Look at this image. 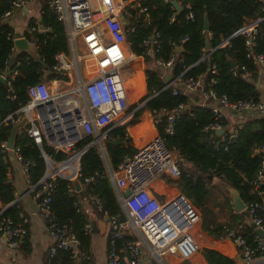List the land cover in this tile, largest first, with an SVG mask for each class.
Returning a JSON list of instances; mask_svg holds the SVG:
<instances>
[{
  "label": "trees",
  "instance_id": "obj_1",
  "mask_svg": "<svg viewBox=\"0 0 264 264\" xmlns=\"http://www.w3.org/2000/svg\"><path fill=\"white\" fill-rule=\"evenodd\" d=\"M51 0H38L41 10L39 25L48 31L39 32L29 37L24 36L35 44V56L20 53L14 57L12 43L7 35H14L10 26L0 22V76H4V83H0V204L9 205L14 200V194L7 182V167L2 156L1 145L6 143L9 132L14 125L4 124L2 121L22 107L26 101V89L36 83L47 81H66L65 75L55 73L53 56L62 52L68 55L65 34L61 23L57 22L49 8ZM183 6L189 5L193 19L184 21V11L174 15L173 22H169L171 11L161 0H147L149 14L138 19L134 32L127 36L129 49L135 56H142L145 64L144 82L151 99L142 106L152 118L160 109L170 113L178 106H182L173 124L171 134L163 131L165 116H159L161 122L154 124L157 135L163 140L164 146L175 153L178 170L177 186L202 216L222 200L229 201V194L224 187L234 190L244 207L259 198L252 190L251 182L258 171L264 174V117L248 116L237 132L236 141L223 150L214 148V134L203 131L204 127L212 123V116L208 108L189 105L187 95L177 93L172 95L169 86L165 89L160 83V72L154 69L155 62H166L170 55L175 56L170 75L175 78L181 74L182 79L195 78L203 75L202 87L214 90L218 95H224L232 102L248 99L258 100L259 95L253 84L244 78L245 72L250 73L251 80L258 76L255 56L264 59V21L257 26V33L253 46L249 50L244 47L243 39L235 37L228 40V46L214 49L207 59L199 62L203 56L204 35L209 33V49L215 48L222 40L230 37L246 19H258L264 16L262 0H179ZM7 10L5 0H0V18ZM206 18L207 31L203 30L202 20ZM153 32L158 35V48L151 57H144L140 43ZM180 40H184L180 44ZM177 46V48H176ZM177 49H180L178 52ZM229 62L234 64L230 66ZM208 63V65H207ZM214 72L211 74L210 69ZM213 80L214 84L210 83ZM153 96V97H152ZM188 106L187 110L184 107ZM148 118L139 122V133L146 136L152 134L148 127ZM225 125V122H222ZM28 126L24 125L14 139V148L18 149V156L27 163L26 177L28 183L36 185L40 180L44 163L42 155L56 162L64 160L69 152L54 151L41 137L39 146L35 145L26 134ZM123 126L116 127L106 133L104 152L111 172L117 170L125 157H131L134 150L130 147L112 146L110 141L123 138ZM93 141L92 136H85L71 146V150L86 148ZM254 151H258L254 154ZM80 176L77 182L83 187L81 194L89 199L95 196L99 199L102 212L107 216L117 215L119 221H125L126 216L116 204L114 193L108 174H106L100 155L96 147H87L79 158ZM84 183L85 180H89ZM37 190V188H36ZM260 190H264L261 187ZM49 212L52 222L57 227H65L66 233L74 228L81 220L82 214L76 202L72 183L57 180L49 195ZM243 218L247 216L244 208L239 212ZM14 224H20L17 209L12 206L3 211ZM204 232L212 237H222V227L211 229L204 222L201 224ZM222 232L219 235L217 232ZM238 235L250 249H255L254 228L248 225ZM135 238L124 235L122 242H130ZM238 255L241 249L236 247ZM205 255L213 264H235L213 251L205 250ZM256 250L254 258L261 255ZM45 264H70V255L65 251H57L48 258Z\"/></svg>",
  "mask_w": 264,
  "mask_h": 264
},
{
  "label": "built area",
  "instance_id": "obj_2",
  "mask_svg": "<svg viewBox=\"0 0 264 264\" xmlns=\"http://www.w3.org/2000/svg\"><path fill=\"white\" fill-rule=\"evenodd\" d=\"M7 10L0 18L1 23H5L11 14L16 10H24L27 16V30L29 37L39 32L48 31V28H41L39 18L41 11L35 16L30 13L29 4L32 0H5ZM147 0H51L49 8L55 20L61 23L69 53L73 56L74 62L84 69L90 80L85 84L80 83L77 90L84 96L87 116L77 115L76 125L80 128L83 136H92L93 141L86 146H94L101 153L102 139L106 138V133L110 130L125 124V112L133 106H143L139 102V95L143 91L142 79L136 75L126 78L128 62L136 57L143 60L142 56H135L128 53L129 43L127 36L134 32L138 19L145 18L149 14V6L145 5ZM264 3V0H262ZM162 4L168 5L171 11L168 21L174 20L175 10L171 2L181 6L184 11V21L189 22L193 19V14L189 5H181L179 0H161ZM264 11V8L261 9ZM264 21V16L258 19H246L245 22L235 30L229 38L222 40L215 48L208 51L203 50V56L199 62L208 58L214 49L228 46V40L241 37L247 50L253 46V40L257 33V26ZM207 39L210 34L206 32ZM11 43L16 36L7 35ZM19 38V36H18ZM22 38V37H20ZM27 40L31 48L32 55L35 56V44L33 39ZM158 35L153 32L148 38L143 40L139 47L143 50L144 57H151L152 52L158 48ZM184 40H180V44ZM81 53L77 56L79 51ZM177 48V46H176ZM13 52V47H12ZM128 53L130 58L126 57ZM175 60L174 55H170L166 62H155L160 71L169 70ZM254 62L257 70L261 74L260 82L255 89L258 92V100L248 99L244 101L232 102L224 95H218L214 90L202 87L203 75L195 78L182 79L181 74L170 82H167L162 89L172 87V95L178 92L183 95L194 93L198 95L199 102L196 106L208 108L213 122L204 127L203 131L214 134V148L226 147L236 141L237 132L242 123L230 126L222 122L225 114H249L250 116L264 117V59L262 56H255ZM73 61L68 55L59 52L53 56L52 70L60 75H68L72 70ZM79 67V65H78ZM211 74L214 69L211 67ZM161 76V75H160ZM4 78V76H0ZM135 78V79H133ZM244 78L255 84V79L251 80V75L245 72ZM214 84L213 80H210ZM254 86V85H253ZM255 88V87H254ZM26 103L7 116L2 122L4 124L15 125L24 120L23 126H28L26 134L37 146L40 144L41 131L40 125H36L31 117L32 111L46 104L50 100L47 86L40 82L26 89ZM137 104V105H136ZM138 109V108H137ZM182 106H178L175 111L170 113L160 109L154 115L153 125L160 123L159 116H165L163 131L171 134L173 124L177 119ZM225 122V121H224ZM48 123V120H46ZM221 131L219 136L216 132ZM67 144L61 149L52 148L54 151L69 152L68 156L62 161H54L42 155L44 169L40 180L36 185L29 184L30 191L34 193V198L39 200L38 214L45 222L50 236L51 244L47 251L48 258L55 255L57 251H65L70 255V264H78L75 257V241L66 233L65 227H57L51 220L49 212V195L57 180H64L72 183L77 181L80 176L79 158L86 148L81 150H71ZM3 160L5 161L6 152H11L15 159L20 163L22 171L26 174L27 163L18 156V149L13 148L9 151L5 148V143L1 145ZM264 153V149L260 150ZM258 151H254L257 154ZM175 153L170 152L164 146L163 140L158 135L150 139L147 143L137 148L131 157H125L117 167L115 172L108 175L109 181L113 184L114 197L117 207L126 216L125 221H119L117 215L108 217L109 229L106 237L105 264H124L121 255L128 257V264H138L142 256V248L145 244L150 256L159 262L163 253L178 254L182 258H188L190 250L193 248L191 229L199 222L200 216L195 207L180 191L173 195L169 200L158 202L147 191L148 185L161 175L167 174L177 180L178 170L176 167ZM89 180H85L86 183ZM252 190L259 198V202L246 205V214L250 225L254 228L255 249H250L244 241L232 231L222 227V232H218L221 238L230 240L235 247L241 249V258L244 264H249L254 259L256 250L262 252L264 240L260 239L256 231L264 235V174L260 170L251 182ZM128 191V196L123 197L122 192ZM91 203L98 212H102L99 199L95 196L90 198ZM14 202L11 203L13 205ZM19 218V216H18ZM20 219V218H19ZM21 220V219H20ZM26 228L23 222L14 224L8 217L0 212V237L3 239L8 250L15 249L26 236ZM129 235L135 239L130 242H122L124 235Z\"/></svg>",
  "mask_w": 264,
  "mask_h": 264
},
{
  "label": "crops",
  "instance_id": "obj_3",
  "mask_svg": "<svg viewBox=\"0 0 264 264\" xmlns=\"http://www.w3.org/2000/svg\"><path fill=\"white\" fill-rule=\"evenodd\" d=\"M28 8L34 16L41 11L38 0H32ZM27 21L24 10H16L6 20V24L13 30L14 37L17 35L23 38L27 30ZM130 52L129 49L128 53ZM80 53L79 46L77 56ZM128 53L126 57L130 58ZM68 57L74 64L69 74L65 75L66 81H43L42 83L48 88L50 100L47 104L35 108L31 114L35 124L41 126V136L45 142L50 147L61 150L67 144L73 145L83 138V133L77 125L75 130L68 129L72 125L70 120H75V123H77L78 113L80 116H87L88 114L84 96L76 88L80 83L85 84L88 82L90 77L80 67V63L77 64L74 62V58L70 53H68ZM128 66V72L125 73L127 74L125 75L127 79L133 75H136V78L142 79L143 91L139 95V102H137L139 104L143 102V99L148 98V92L144 82L145 64L143 60L136 57L128 62ZM153 68L160 72L155 64ZM160 75V83L163 85L173 79L169 70L161 71ZM260 79L261 74L258 71V76L254 81L255 84H253L255 89H258L257 86ZM187 96L189 105L196 106L198 104L199 98L197 94L189 93ZM124 114L126 122L122 125L124 129L123 138L116 141V145L112 146L130 147L135 151L157 135L152 122L153 118L148 111L142 109V106L130 107ZM144 116L148 118V127L152 133L146 136L147 139H144V136L139 133V122L144 119ZM248 116L250 115H228L226 113L224 121L227 125L235 126L243 123ZM46 120H48V123H46ZM101 142L102 152H104L106 138L102 139ZM5 155L7 182L14 194V200L12 201L14 204L11 205L12 202L7 206L0 204V212L14 206L27 233L13 250H8L3 239L0 237V264H45V258L51 240L46 224L38 214V203L36 202L37 199L34 198V193L37 190L30 191L26 174L22 171L20 163L15 159L13 154L7 151ZM99 155L101 158V153ZM78 186V189L74 190L73 188V191L83 218L69 231L70 237L75 241L76 261L78 264H105L106 237L109 229L107 213L98 212L90 199L86 195L81 194L83 187L79 183ZM147 191L158 202H164L180 192V189L177 186L176 179L164 174L152 181L148 185ZM199 216V222L190 231L194 246L190 250L188 258H182L178 254L165 252L159 262H157L150 256L148 248L144 244L142 256L138 264H213L205 255V250L213 251L231 259L235 264H244L241 255H238L236 247L230 240L208 235L202 230L201 224L205 222L209 228L214 230L218 227H225L234 234H240L246 226L250 225L248 216L242 218L240 213L234 210L230 198L229 201L222 200L205 215L202 216L199 214ZM262 244L261 255L254 258L249 264H264V242ZM121 260L124 264H128L127 255L122 254Z\"/></svg>",
  "mask_w": 264,
  "mask_h": 264
},
{
  "label": "water",
  "instance_id": "obj_4",
  "mask_svg": "<svg viewBox=\"0 0 264 264\" xmlns=\"http://www.w3.org/2000/svg\"><path fill=\"white\" fill-rule=\"evenodd\" d=\"M170 4L173 7V9L175 10L176 14H178V13L181 12V6L177 5L175 2H171ZM202 27H203V30L204 31H207L208 27H207V23H206L205 16H203ZM203 44H204V50L205 51H208L209 46H208V40H207L206 33L204 35V42H203ZM12 47H13V56L14 57L18 56V54H20V53H25V54H27L29 56H33L32 55V52H31V48L28 45V42H27V40L25 38H20V37L18 38V36L16 35V39L13 40V42H12ZM177 51L179 52L180 49H177ZM229 64H230L231 67L234 66V64L232 62H229ZM207 65H208V63H207ZM0 83H4V79L1 78V77H0ZM150 99H151V97L145 99V103H147ZM187 109H188L187 106L184 107V110H187ZM49 112H51V111H49ZM23 122H24V120H21V121H19L17 124H15L11 128V130L9 132V135H8V138L6 140V143H5V148L7 150H9V151L13 150V148H14V139H15L17 133H18V130L23 126ZM75 122H76L75 120L74 121L73 120H70V123L72 125H71L70 128H68L69 130H75V128H76V123ZM220 134H221V131L216 132V135L217 136H219ZM108 144H110V145H116V141H110V142H108ZM101 158H102V161H103V164L105 166V169H106L107 174L109 176H111V171H110V168L108 166V163H107L106 157L104 155V152H101ZM111 186H112V190L114 192L115 188H114L113 184H111ZM72 187L74 188V190H77L78 187H79L78 186V182L77 181H72ZM224 189L229 194V198L231 200V204H232L234 210L236 212L242 211L244 209V204L239 199L237 193L234 190L230 189L229 187H224ZM122 196L124 198L127 197L128 196V191L127 190H124L122 192ZM39 200H40V198H38L36 200V202L39 203ZM256 234H257V236L260 239L264 240V235L260 231L257 230L256 231Z\"/></svg>",
  "mask_w": 264,
  "mask_h": 264
},
{
  "label": "rangeland",
  "instance_id": "obj_5",
  "mask_svg": "<svg viewBox=\"0 0 264 264\" xmlns=\"http://www.w3.org/2000/svg\"><path fill=\"white\" fill-rule=\"evenodd\" d=\"M128 69H129V66H128ZM127 72H128V70H126ZM104 145V144H103ZM104 147V146H103ZM104 154H105V152H104ZM201 223V222H200Z\"/></svg>",
  "mask_w": 264,
  "mask_h": 264
}]
</instances>
